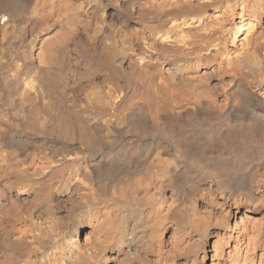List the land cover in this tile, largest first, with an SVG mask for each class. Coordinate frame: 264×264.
Masks as SVG:
<instances>
[{
  "label": "bare ground",
  "instance_id": "obj_1",
  "mask_svg": "<svg viewBox=\"0 0 264 264\" xmlns=\"http://www.w3.org/2000/svg\"><path fill=\"white\" fill-rule=\"evenodd\" d=\"M123 1L0 0V264H264L263 2Z\"/></svg>",
  "mask_w": 264,
  "mask_h": 264
},
{
  "label": "rangeland",
  "instance_id": "obj_2",
  "mask_svg": "<svg viewBox=\"0 0 264 264\" xmlns=\"http://www.w3.org/2000/svg\"><path fill=\"white\" fill-rule=\"evenodd\" d=\"M104 1V3L106 4V11L108 12V13H110L111 15L110 16H113V14L115 15L117 12L119 13V12H123L124 14L126 13V12H128L129 10H127V11H123L124 10V7H122V6H124V1L123 0H121V2H114V1H109V0H103ZM263 2V3H262ZM121 3V5L122 6H119V4ZM261 3L264 5V0H261ZM122 10V11H121ZM227 12V13H226ZM225 12V9L223 10V9H221V10H216L215 11V14L214 15H217V16H215L217 19H219V20H217L216 22H219L220 20H221V18H223V20H229L230 18H231V16H230V14L228 13V11H226ZM239 12V9L238 8H236V9H234V11H233V13L235 14V16L234 17H236V15L237 14H239L238 13ZM129 13H132V12H130L129 11ZM217 13V14H216ZM97 14V16L99 17H97L96 16V19L98 20H100V16H99V14L98 13H96ZM127 14V13H126ZM229 15V16H228ZM223 16V17H222ZM228 17V18H227ZM212 18H214V16L212 17ZM260 18H261V25L262 26H264V12L262 13V15L260 16ZM220 22H222V21H220ZM79 47H80V49L81 50H84L85 48H86V45H85V43H84V39H83V36L81 37V39H80V41H79ZM212 84H216V82L215 81H212ZM216 86V85H215Z\"/></svg>",
  "mask_w": 264,
  "mask_h": 264
}]
</instances>
